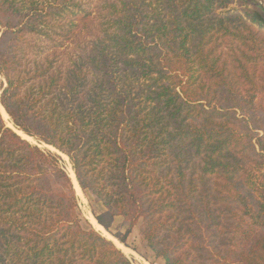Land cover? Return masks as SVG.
Here are the masks:
<instances>
[{
	"label": "trees",
	"instance_id": "1",
	"mask_svg": "<svg viewBox=\"0 0 264 264\" xmlns=\"http://www.w3.org/2000/svg\"><path fill=\"white\" fill-rule=\"evenodd\" d=\"M263 14L0 0V264H133L41 144L126 247L138 226L164 264H264Z\"/></svg>",
	"mask_w": 264,
	"mask_h": 264
},
{
	"label": "rangeland",
	"instance_id": "2",
	"mask_svg": "<svg viewBox=\"0 0 264 264\" xmlns=\"http://www.w3.org/2000/svg\"><path fill=\"white\" fill-rule=\"evenodd\" d=\"M248 2H250V5H257L259 8H261V12L262 14L264 13V0H245ZM240 9L238 5H231L230 9ZM264 15V14H263ZM90 39H88L87 41H89ZM77 54V53H75ZM4 120V119H3ZM4 122L7 125V122L4 120ZM8 122H9V118H8ZM8 126V125H7ZM9 127V126H8ZM12 128V127H11ZM261 133V132H260ZM32 139V138H30ZM33 140V139H32ZM29 141V140H28ZM30 142V141H29ZM32 144H36V141L33 140V142H30ZM40 148H44L48 151H51L53 153H57L58 151H54V150H50L48 147H46V145H39ZM60 154V157L63 161V166L64 169L66 168V166L69 164V160L68 162L62 157L63 154H61L60 152H58ZM65 156V155H64ZM68 159V158H67ZM70 165V164H69ZM71 167V165H70ZM66 171V170H65ZM263 173H264V169H263ZM83 194V193H82ZM84 196V195H83ZM85 198V196H84ZM86 202H82L78 199V205H79V210L81 213V216L84 220H87V217L89 215L93 216V212H92V207L89 204V201L85 198ZM251 208L254 211L255 205L254 203H251ZM95 208V206H94ZM95 211H99V209L97 208ZM94 217V216H93ZM247 220V218H244ZM88 221V220H87ZM89 222V221H88ZM236 223H238V226L240 225L238 220H235ZM90 223V222H89ZM92 226V225H91ZM128 227V223H125L122 218L117 217L114 219L113 224L111 225V228L108 232V234L113 238V234L115 233H124L126 231ZM101 234V233H100ZM102 235V234H101ZM103 236V235H102ZM106 238V237H105ZM110 240V239H109ZM117 241V239H115ZM112 241V240H111ZM113 242V241H112ZM119 243V241H117ZM126 243L127 246L123 245L124 247L128 248L129 250H131L132 252H134L135 255H126L129 259L132 260L133 264H164L163 260L161 259H157L155 258L154 254L147 248L146 244L142 241L139 232H138V226L134 227L133 229H131L129 235L126 238ZM121 244V243H120Z\"/></svg>",
	"mask_w": 264,
	"mask_h": 264
},
{
	"label": "bare ground",
	"instance_id": "3",
	"mask_svg": "<svg viewBox=\"0 0 264 264\" xmlns=\"http://www.w3.org/2000/svg\"><path fill=\"white\" fill-rule=\"evenodd\" d=\"M0 113L2 115V118L7 122V125L9 127H12V125L8 122V116L7 114L5 113V111L3 110V108L0 106ZM19 135H21L23 138L29 140L30 142H33L32 139L26 137L25 135H23L21 132H18ZM48 148L50 150H54V148L52 147H49ZM55 151V150H54ZM62 157L68 162V159L66 156L62 155ZM67 174L70 176L72 182H73V187H74V190L76 192V195L78 197V199L82 202H86L83 194H82V191L80 190L79 186H78V183L75 179V176H74V173L70 167V165L68 164L65 168ZM79 202V201H78ZM87 220L90 222V224L92 225V227L99 233H101L104 237H106L107 239H110L113 241V243L116 245L117 248H119L124 254L126 255H135L134 252H132L131 250H129L128 248L124 247L122 244L118 243L115 239H113L109 234L108 232L103 228L101 227L95 220V218L92 216V215H89L87 217Z\"/></svg>",
	"mask_w": 264,
	"mask_h": 264
},
{
	"label": "water",
	"instance_id": "4",
	"mask_svg": "<svg viewBox=\"0 0 264 264\" xmlns=\"http://www.w3.org/2000/svg\"><path fill=\"white\" fill-rule=\"evenodd\" d=\"M9 128H11V127H9ZM21 136V135H20ZM46 147H48V146H46ZM55 150V149H54ZM56 151V150H55ZM57 155H59L60 156V154L57 152L56 153ZM69 178H70V176H69ZM71 179V178H70ZM71 182H72V180H71ZM72 184H73V182H72ZM74 188V187H73Z\"/></svg>",
	"mask_w": 264,
	"mask_h": 264
}]
</instances>
